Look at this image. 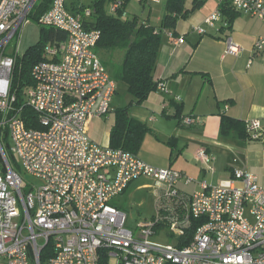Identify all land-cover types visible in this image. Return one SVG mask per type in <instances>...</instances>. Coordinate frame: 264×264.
<instances>
[{
	"label": "built area",
	"instance_id": "2783aa9c",
	"mask_svg": "<svg viewBox=\"0 0 264 264\" xmlns=\"http://www.w3.org/2000/svg\"><path fill=\"white\" fill-rule=\"evenodd\" d=\"M39 2L0 0V264H41L48 243L47 264H98L102 249L119 264H264V187L256 174L234 169L216 185L90 137L88 122L110 114L117 92V81L96 51L101 31L89 26L94 7L53 0L39 17L41 25L65 31L66 39L45 45L31 70L34 84L23 105L17 104L14 68L23 29ZM218 2L205 18L210 27L223 4L264 21V0ZM121 5L122 0L111 1L110 13ZM195 30L205 33L204 27ZM164 32L175 45L185 41L172 29ZM241 51L228 36L225 53ZM253 51L264 52V36L255 40ZM157 90L168 92L161 81ZM25 106L43 128L27 126ZM182 122L189 126L199 118L189 115ZM246 127L251 139L262 137L260 119ZM196 158L214 170V155L203 149ZM16 159L38 180L28 191L13 165ZM140 177L156 181L157 214L139 221L135 231L113 199ZM181 182H197L199 188L186 192Z\"/></svg>",
	"mask_w": 264,
	"mask_h": 264
},
{
	"label": "crops",
	"instance_id": "0c3cea01",
	"mask_svg": "<svg viewBox=\"0 0 264 264\" xmlns=\"http://www.w3.org/2000/svg\"><path fill=\"white\" fill-rule=\"evenodd\" d=\"M207 1L210 0H185L186 9L197 8L187 18L179 19L173 30L176 36L185 37L184 43L175 45L164 30L161 33L154 76L166 85L168 92H152L142 104H137L139 112L130 113L150 129L136 153L148 159L143 158V147L150 134L155 142L169 149V160H160L155 166L173 168L174 152L177 151L176 159L184 152L182 149L190 146L188 156L195 164L201 162L196 158L200 150L215 156L216 168L212 162L214 170L209 171L203 164L199 173L205 176L209 172L221 173L230 178L234 169H243L256 174L264 187V52L253 51L255 40L264 36V21L238 12L230 22L227 15L221 14L216 25H207L201 34L195 27L205 28V18L219 7L218 0H211V7L207 8ZM201 7L203 10L198 11ZM228 36L242 46L238 56L225 53ZM189 115L198 117L199 122L183 124V117ZM224 115L245 122V126L251 119H260L262 137L251 139L247 127L246 135L236 131L223 135L221 118ZM115 120V109L107 117L92 118L87 125L90 137L101 145H110ZM189 157H185L182 169L177 170L193 177L189 173L193 172ZM153 158L150 162L154 165ZM201 179L206 180L204 177L196 180ZM180 188L192 192L199 184L181 182Z\"/></svg>",
	"mask_w": 264,
	"mask_h": 264
},
{
	"label": "trees",
	"instance_id": "16d2710c",
	"mask_svg": "<svg viewBox=\"0 0 264 264\" xmlns=\"http://www.w3.org/2000/svg\"><path fill=\"white\" fill-rule=\"evenodd\" d=\"M53 0H40L33 13L32 19L39 21V17L51 6ZM113 0H95L92 4L94 13L92 20L88 21L90 27L101 31V37L96 46V51L101 53L123 49L124 54L120 66L113 73L116 81H123L127 85V91L132 97L129 104H142L148 96L157 90L159 81L155 79L154 72L161 45L162 31L174 30L179 19L187 18L197 6L192 9L185 8V0H167L165 13L159 27L151 25L148 21H141L137 15L132 18L124 17V8L129 0H122L121 7L115 14L109 13L106 5ZM76 4V3H74ZM83 6V3L79 4ZM77 6V4H76ZM222 14L233 21L238 12L226 4L221 7ZM66 39V32L52 26L40 25V38L37 43L30 46L22 55H19L13 73V89L17 92V104L24 103L26 89L34 84L31 70L34 64L42 59L43 50L48 42H61ZM22 117L27 126L43 128L37 120L36 113L25 106ZM115 124L111 129L110 145L121 147L134 153L138 152L144 136L149 128L143 122L130 116L128 106L115 109ZM239 132L246 135L245 122L224 115L221 118V132L229 135L231 132ZM52 255L51 244L41 252V264H47ZM98 264H109L108 251H99Z\"/></svg>",
	"mask_w": 264,
	"mask_h": 264
},
{
	"label": "rangeland",
	"instance_id": "374dc122",
	"mask_svg": "<svg viewBox=\"0 0 264 264\" xmlns=\"http://www.w3.org/2000/svg\"><path fill=\"white\" fill-rule=\"evenodd\" d=\"M73 1V0H70ZM95 0H74L76 4H85L93 7V3ZM211 1V0H210ZM207 1L206 5L207 8L211 7L212 2ZM167 0H129L127 5L125 6V15L128 18H132L134 15H137L141 21L148 20L151 25L153 26H159L161 24V17L165 13V6H166ZM108 12L110 13V3L106 5ZM203 10V8H199L198 11ZM197 13H200L198 12ZM220 20V19H219ZM218 20V21H219ZM40 22L35 19H30L29 22L25 25L23 29V34L20 42L19 47V54L22 55L24 52L32 45L38 42L40 38ZM207 25H205V29L207 30ZM217 29V28H216ZM212 30V29H211ZM209 30V32H211ZM14 42L12 41L9 46V51L13 48ZM124 50L118 49L116 51L105 52L101 53L99 56L102 60V62L106 65L107 69L113 76L114 71L118 69V67L121 64L122 58H123ZM131 96L127 91V85L123 81H117V93L114 96V99L112 101V110L118 108V107H126L128 106V112H139L140 105L137 104H129L131 101ZM131 115V114H130ZM105 117V116H104ZM190 148V149H189ZM184 150V152H183ZM143 158L147 157L148 159L144 158L145 161L147 160L150 162V159H154L155 163L157 164L160 160H169V149L165 144L155 142V137L153 135L150 136L148 134L145 145L143 147ZM191 147H186L182 149V154L176 157V152L173 154V162L172 166L175 169H182V166L185 163V157H189L188 153H190ZM216 154V150H215ZM153 157H151V156ZM214 155V154H212ZM191 166L193 172H189L191 175H193V178H206L209 183L212 182V184H219L222 180H225L227 178L226 174L222 175L221 173H214L212 175L210 172L207 174V176L199 173V169L201 166H203V163L195 164L193 161L194 159L191 157ZM189 157V160H191ZM17 162L20 165L17 166ZM151 163V162H150ZM216 168V161L213 162ZM153 164V163H152ZM168 164V163H167ZM164 164V165H167ZM13 165L15 168L19 169L21 176L24 181V189L30 190L33 184L38 183V180L31 175L30 173L26 172L22 166L19 159L13 160ZM158 165V164H157ZM192 177V176H191ZM157 184L154 179L148 178V177H140L139 179L131 182V184L126 188V190L116 196L113 199V202L118 204L122 210H124L128 214V222L127 226L135 231H137V223L141 220L146 219H152L153 216L157 214V207H156V201L158 199V193H157ZM159 241H162L165 244H168V241L165 238H158ZM119 258L118 257H111L109 259V264H119Z\"/></svg>",
	"mask_w": 264,
	"mask_h": 264
}]
</instances>
